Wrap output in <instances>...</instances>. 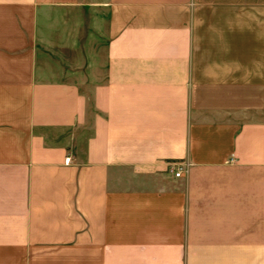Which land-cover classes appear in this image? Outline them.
Returning <instances> with one entry per match:
<instances>
[{"label":"crops","instance_id":"crops-1","mask_svg":"<svg viewBox=\"0 0 264 264\" xmlns=\"http://www.w3.org/2000/svg\"><path fill=\"white\" fill-rule=\"evenodd\" d=\"M0 264H264V0H0Z\"/></svg>","mask_w":264,"mask_h":264},{"label":"built area","instance_id":"built-area-1","mask_svg":"<svg viewBox=\"0 0 264 264\" xmlns=\"http://www.w3.org/2000/svg\"><path fill=\"white\" fill-rule=\"evenodd\" d=\"M66 163H68V164L70 163V158L67 159ZM182 174H183V171H182V168H181L175 173V177L176 178H180V177H182Z\"/></svg>","mask_w":264,"mask_h":264}]
</instances>
